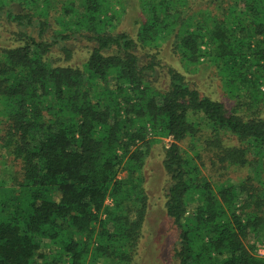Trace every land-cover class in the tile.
Segmentation results:
<instances>
[{
	"label": "trees",
	"instance_id": "1",
	"mask_svg": "<svg viewBox=\"0 0 264 264\" xmlns=\"http://www.w3.org/2000/svg\"><path fill=\"white\" fill-rule=\"evenodd\" d=\"M138 2L135 38L120 0H0L16 43L0 45V149L18 167L0 179V264H133L164 140L175 264H264V0ZM165 44L213 62L234 106L156 75Z\"/></svg>",
	"mask_w": 264,
	"mask_h": 264
},
{
	"label": "rangeland",
	"instance_id": "2",
	"mask_svg": "<svg viewBox=\"0 0 264 264\" xmlns=\"http://www.w3.org/2000/svg\"><path fill=\"white\" fill-rule=\"evenodd\" d=\"M125 7L121 15L119 30L129 32L136 38L138 28L137 20L143 17L138 0H120ZM18 7L17 9H19ZM57 26V24L55 23ZM13 24H0V45L12 46L15 35ZM74 58L70 63L81 64L87 58L88 46L84 41H76ZM58 54V52H57ZM63 57V56H62ZM160 65H157L156 75L162 76L169 66L181 71L186 78L198 89L211 97L225 103L230 110L235 100L229 95L218 72V68L213 62L200 63L196 67L186 68L178 56H176L170 44H165L158 54ZM54 60L64 63L57 55ZM167 141L158 142L150 148L148 157L144 165L145 188L149 195V205L146 220L143 227V236L139 245L138 254L133 264H175L173 250L177 241V229L173 221L165 211L164 188L167 183V174L163 167V158ZM18 167L5 154L4 149H0V179L8 176L13 177V172ZM246 169H238L232 173V178L237 181L239 177L245 176Z\"/></svg>",
	"mask_w": 264,
	"mask_h": 264
},
{
	"label": "built area",
	"instance_id": "3",
	"mask_svg": "<svg viewBox=\"0 0 264 264\" xmlns=\"http://www.w3.org/2000/svg\"><path fill=\"white\" fill-rule=\"evenodd\" d=\"M107 202H111V200L108 199ZM258 253H259V255L264 256V243L259 244Z\"/></svg>",
	"mask_w": 264,
	"mask_h": 264
}]
</instances>
